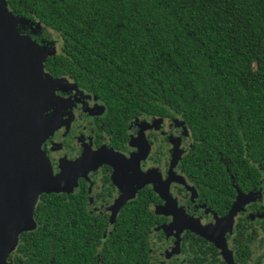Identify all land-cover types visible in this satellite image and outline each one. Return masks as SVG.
Here are the masks:
<instances>
[{
	"label": "trees",
	"instance_id": "obj_1",
	"mask_svg": "<svg viewBox=\"0 0 264 264\" xmlns=\"http://www.w3.org/2000/svg\"><path fill=\"white\" fill-rule=\"evenodd\" d=\"M3 3L24 21L20 36L45 54L44 73L70 78L104 105L113 150L125 151L136 118L175 121L191 140L178 168L213 215L224 219L240 197L255 198L251 216L235 220L234 246L239 264H264V0ZM89 199L85 183L72 194L42 193L35 229L19 237L12 263L154 264L152 233L167 221L152 211L161 203L154 191L141 188L112 224L87 210ZM187 235L195 238L182 248L189 263H227L212 242Z\"/></svg>",
	"mask_w": 264,
	"mask_h": 264
},
{
	"label": "water",
	"instance_id": "obj_2",
	"mask_svg": "<svg viewBox=\"0 0 264 264\" xmlns=\"http://www.w3.org/2000/svg\"><path fill=\"white\" fill-rule=\"evenodd\" d=\"M23 22L0 0V264H13L9 257L16 249L19 237L35 229L34 210L42 193L70 194L80 178L88 179L90 172L104 164L113 167V183L121 192L112 207L111 220L130 199L134 181V184L138 179L153 181L157 184L154 192L166 201L155 213L173 216L176 228L203 237L220 249L215 241L222 235H216L215 240L212 238L215 230L203 227L198 221L187 220L170 195L171 181L185 185L184 180L172 176L181 154L178 151L172 156L167 180L162 179L157 169L141 170L140 162L149 154L146 145L138 147L129 157L103 148L87 151L75 161H63L60 172L53 175L41 145L58 126L46 121L44 113L54 104L49 100L51 92L64 80H53L44 73L40 62L45 54L36 43L20 36L15 28ZM114 176L119 183L115 182ZM239 210L235 204L222 222L233 221ZM221 241L224 242L223 238ZM223 258L227 264H232V260Z\"/></svg>",
	"mask_w": 264,
	"mask_h": 264
},
{
	"label": "flooded vegetation",
	"instance_id": "obj_3",
	"mask_svg": "<svg viewBox=\"0 0 264 264\" xmlns=\"http://www.w3.org/2000/svg\"><path fill=\"white\" fill-rule=\"evenodd\" d=\"M6 6V5H5ZM7 7V6H6ZM66 83L65 85H61L56 88V94L59 98V103H55L49 107V109L44 113V119L46 121H54L59 126L56 129L55 137L56 141H50L52 144L47 146H43V150L46 155L51 160V165L54 168V172L57 173L58 163L59 161H75L80 158L83 152L86 151H96L104 148L105 150L111 151L115 154L122 155L124 157H129L131 154L135 153L137 150L132 147V142L134 139L137 143L140 144L142 148V142L146 144L149 148V154L145 161H143L141 167L142 171H147L151 169H157L161 175L163 180H167L169 177V167L170 162L173 156V143L172 140L176 141L177 145L180 144V158L177 161L174 169H173V177H179L184 180L185 185L177 184L174 181L170 182L169 192L170 195L175 198L177 201V206L185 215L186 219H191L200 222L202 225L214 224L217 220L222 218H217V216L213 215L210 210L206 207L205 204L201 203L198 200V195L194 190L195 194H192L190 191L186 190L185 186L190 185L182 176L181 171L178 168V164L180 160L189 152L191 148V140L187 136V131H183L179 126L175 124V121L158 119L154 117L150 118H136L133 121L129 122L126 127V147L125 151L119 152V150H113L110 145L113 142L112 134L108 127L110 125L105 123L106 110L104 109V105L90 92L80 88L74 83L70 78L62 77ZM105 119V120H104ZM159 120H162L163 123H158ZM157 122L156 128L151 129L150 125H147L144 130L140 131V128L143 126H139L142 124H151ZM155 125V124H154ZM172 131H174L172 133ZM184 132V133H183ZM186 132V135H185ZM171 134L173 136H171ZM142 136V140L139 138ZM133 140V141H132ZM108 167L110 169L109 178L111 181V188H107L109 185H106L105 172L103 169ZM60 172V171H59ZM58 172V173H59ZM113 168L107 164L102 165L99 169L92 171L89 173L88 179L80 178L78 180V186L76 191L83 185L86 184L88 187V191L90 194V199L87 204V210L92 213H100V214H109V220L112 224L111 216L112 212L102 211L105 206L110 205L112 207L116 200L120 196V192L118 187H116L113 183L112 179ZM144 187H148L153 190L152 186L146 185ZM107 188V190H106ZM117 188V189H116ZM194 189V188H193ZM75 191V192H76ZM107 191H111V195L107 194ZM154 191V190H153ZM155 193V192H154ZM72 194V193H71ZM104 194L105 196H103ZM155 195L159 198L160 204L153 205L152 209H154L153 213H155V208H162L165 206L166 201L161 199L157 193ZM103 199H107L103 201ZM112 199V200H110ZM91 204H95V206L90 207ZM90 207V208H89ZM167 219L163 226L170 225L171 229L174 224L173 216H165L163 214L159 215ZM251 216V202L245 206L243 211L239 212L233 221H235L238 217L245 218ZM244 221L243 223H245ZM209 224V225H210ZM236 227L238 223H236ZM160 235L156 234L154 241V250L156 251L154 254V264H193L189 263L187 259V255L183 253L182 248L184 246V241L195 239L192 235H187L191 233L187 230L181 231L180 228H174L171 234L169 232L162 231V228H159ZM179 230V231H176ZM233 231V233H232ZM225 235L226 243L229 244V250L231 251V260L232 264H239L236 260L238 255V250L234 246L236 245L234 235V230ZM178 237L176 239L175 237ZM196 237V236H195ZM179 240V241H178ZM242 240L241 236H239L238 241ZM237 241V242H238ZM207 243V242H206ZM156 244V245H155ZM176 244V245H175ZM168 245L170 247L176 248L174 253H171L168 250ZM206 246V244H205ZM203 247V246H202ZM219 257L221 260L223 256L218 250ZM158 258V259H157ZM224 260V259H223ZM205 259H200L198 261L194 260V264H204ZM213 260L210 261L212 264H223V262ZM227 264V263H226ZM231 264V262H230Z\"/></svg>",
	"mask_w": 264,
	"mask_h": 264
},
{
	"label": "rangeland",
	"instance_id": "obj_4",
	"mask_svg": "<svg viewBox=\"0 0 264 264\" xmlns=\"http://www.w3.org/2000/svg\"><path fill=\"white\" fill-rule=\"evenodd\" d=\"M65 81H62V82H60V86L61 85H65ZM51 91V90H50ZM56 91H57V89H54L51 93L52 94H50L51 96H50V98H49V100H50V102H54V104L56 103H59L60 101H59V98L57 97V94H56ZM48 101V99H46L45 100V102H47ZM158 120V119H157ZM51 122H54L53 120L51 121ZM55 123V122H54ZM158 123H163V121L162 120H159L158 121ZM155 124V125H154ZM154 124L153 123H151V124H148V123H146V124H142V123H140L139 124V126L141 125V126H143V127H141L140 128V131H142V130H144L145 129V127L147 126V125H150L151 126V129H154V127L156 128V126H158L157 125V122H154ZM57 126H59V124L57 123ZM179 128V127H178ZM183 131H186V130H184V129H182ZM174 131H172V133H173ZM55 133H57L56 132V130H54L50 135H49V137L48 138H46V140H44V142L42 143V145H41V150L43 151V153H44V156H46V158L48 159V161H49V164H50V167H51V171H52V173H53V175H57L58 174V172H59V167H60V165H61V163L63 162L62 160L61 161H59V163H58V167H57V173H55L54 172V168L52 167V165H51V160H50V158L46 155V153L44 152V150L42 149L43 148V146L44 145H47V146H49V145H51L52 143L51 142H49V140L51 141H56L57 139H56V137H55ZM184 133V132H183ZM185 135H186V132H185ZM171 136H173L172 134H171ZM140 140H142V136L139 138ZM133 141V140H132ZM141 143H142V145H146L144 142H142L141 141ZM172 143H173V147H172V149H173V151H172V153H173V157L175 156V153H177L176 151H178V152H180L181 151V149H180V144H178L177 145V143H176V141H174V140H172ZM132 147L133 148H135L136 150H137V148L138 147H140V144L139 143H137L136 142V140L134 139V141L132 142ZM104 149V148H103ZM105 150V149H104ZM84 153H87V151L85 150V152H83V154ZM136 153V152H135ZM134 154V153H133ZM132 155V154H131ZM130 155V156H131ZM70 162V161H69ZM72 162V161H71ZM142 163H143V161H141L140 162V166L142 165ZM113 168V167H112ZM113 171H114V169H113ZM146 172V171H145ZM145 172H143V173H145ZM91 173V172H90ZM142 172H139V174H141ZM162 176V175H161ZM87 178H88V176H87ZM112 178H113V174H112ZM114 179H115V182L116 183H119V180H118V178L117 177H115L114 176ZM112 181H113V179H111ZM135 182V181H134ZM134 182L132 183V186L134 187V190H133V193H132V195L130 196V201L131 200H133L134 198H135V195H136V193L139 191V189H141V188H143L144 186H146V185H150V186H152V188H153V190L155 191V187H157V184H155L153 181H146V180H142V179H138L137 180V182L134 184ZM77 186H78V183H76V185H74L72 188H71V190H72V192H71V190H70V192L71 193H73V192H75L76 191V188H77ZM116 186V185H115ZM118 186V185H117ZM116 186V187H117ZM185 188H186V190H188V191H190L192 194H195L194 193V189L193 188H191L190 186H185ZM117 189V188H116ZM69 192V193H70ZM119 192H120V190H119ZM121 193V192H120ZM121 195V194H120ZM158 195V194H157ZM160 197V196H159ZM129 200H128V202H129ZM252 200H255V198H253V197H249V198H244V197H240L239 198V201L237 200L236 201V204H237V206H238V208L239 209H242V208H245V206L247 205V204H249ZM127 202V203H128ZM93 206H95V204H91L90 205V207H92L93 208ZM89 207V208H90ZM113 207V206H112ZM112 207H110V205H108V206H105V208H104V210H102V211H107V212H112ZM153 211H154V209H152ZM155 211L156 212H159L160 211V209L159 208H155ZM238 214V213H237ZM237 214H235V216L233 217V219H235L236 218V216H237ZM222 220L223 219H219V220H217L214 224H207V225H202L201 223V225L203 226V227H206V228H211V229H213V230H215L213 233H212V235H213V237L212 238H214L215 240H216V235H222V237H220L218 240H216L215 242H216V244L218 245V247L220 248L219 250H220V253H222L221 255L223 256V257H225V258H227L228 260H231V251L229 250L230 248H229V244H227L226 243V240H225V235L227 234V233H230L232 230H234L235 229V227H236V221H229V222H222ZM193 221H195V220H193ZM172 229H171V227H170V225H169V227L168 226H166V227H164L163 229H162V231H165L166 232V234H167V232H169L170 234L172 233V232H174L173 231V229L176 227V225L175 224H173L172 225ZM179 231V230H178ZM232 233H233V231H232ZM156 234H154V233H152V240L154 239V241H155V238H156V236H155ZM175 237V236H174ZM176 239H178V237H175ZM221 238H223V241L224 242H222L221 241ZM179 241V240H178ZM156 245V244H155ZM176 245V244H175ZM154 246V245H153ZM168 250H170V252L171 253H174L175 251H176V248L174 247V245H173V247H170L169 245H168ZM158 259V258H157ZM224 259V258H223Z\"/></svg>",
	"mask_w": 264,
	"mask_h": 264
}]
</instances>
